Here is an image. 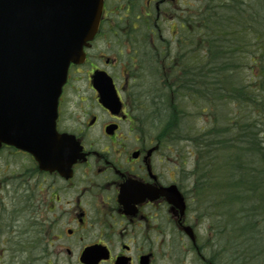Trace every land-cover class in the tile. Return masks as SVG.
Masks as SVG:
<instances>
[{"label": "flooded vegetation", "instance_id": "af4514ba", "mask_svg": "<svg viewBox=\"0 0 264 264\" xmlns=\"http://www.w3.org/2000/svg\"><path fill=\"white\" fill-rule=\"evenodd\" d=\"M204 1L104 0L101 29L84 64L71 67L59 101L57 130L74 137L78 156L65 167V177L40 171L27 153L1 149V190L14 200L10 233L24 239L20 215L34 216L35 235L28 247L39 262L210 264L199 248L202 222L190 214L195 182L188 178L181 144L166 142L158 129L147 132L128 94L136 84L131 73L129 78L131 69H167L175 52L180 60V27H186L189 14L195 67L197 5ZM101 71L112 77L121 99L118 114L102 103L93 77ZM83 81L91 95L78 88ZM155 81L160 86L180 83L162 77ZM167 192H180L188 208L181 212L168 203ZM189 234L198 239L193 242Z\"/></svg>", "mask_w": 264, "mask_h": 264}, {"label": "trees", "instance_id": "16d2710c", "mask_svg": "<svg viewBox=\"0 0 264 264\" xmlns=\"http://www.w3.org/2000/svg\"><path fill=\"white\" fill-rule=\"evenodd\" d=\"M214 13L209 6L198 20V34L212 51L198 53L191 67V36L183 37L188 43H182V81L155 87V114L168 123V135L190 144L196 199L205 205L228 258L264 264V42L261 52L249 53L252 42L239 26L245 25L244 15L228 28ZM259 62L257 74L252 65ZM194 111L196 122L189 127ZM204 117L207 122L198 125Z\"/></svg>", "mask_w": 264, "mask_h": 264}, {"label": "water", "instance_id": "95a60500", "mask_svg": "<svg viewBox=\"0 0 264 264\" xmlns=\"http://www.w3.org/2000/svg\"><path fill=\"white\" fill-rule=\"evenodd\" d=\"M102 1L0 0V146L8 143L32 153L43 169L63 173L62 145L69 137L58 136L54 128L58 100L70 65L83 61L84 47L99 29ZM108 80L104 104L115 110L117 97ZM42 103L48 132L30 125L20 132L18 115L37 118L42 114L32 104Z\"/></svg>", "mask_w": 264, "mask_h": 264}, {"label": "rangeland", "instance_id": "374dc122", "mask_svg": "<svg viewBox=\"0 0 264 264\" xmlns=\"http://www.w3.org/2000/svg\"><path fill=\"white\" fill-rule=\"evenodd\" d=\"M188 1V0H187ZM192 1V0H190ZM209 2V0H205L203 3H199L198 6V10L201 8V6H204V4H206V2ZM192 5H194L193 3H191ZM215 8V17H216V21L219 22L221 25H224L225 27L230 28L231 26L234 25L235 22H243V18L240 12H244V18L246 19L245 25L244 23L239 24L240 26V30L242 28V26H244V28L246 27V30L242 29V32L246 34V31L248 32V37L250 42H252V47L248 50L249 53L252 54H256L262 51V46H263V42H264V0H238L236 3H233L232 1H222V4H220V2H217L215 0H213V3H211V8ZM235 8V9H234ZM183 9H185V7H183ZM208 12V11H207ZM206 12V13H207ZM205 13V14H206ZM239 15L240 18H238L237 20H231V16H237ZM257 17H259V23L257 21ZM197 18H202L201 16H197ZM254 30H257L256 34L254 35L253 33L255 32ZM258 37V38H257ZM257 38V39H256ZM197 48H202L204 47L205 43L203 38L198 35L197 38ZM227 54V53H226ZM132 55V54H131ZM129 55V56H131ZM228 58V57H227ZM258 60V57H257ZM123 64V63H122ZM122 64L117 65L116 67H118L121 70ZM178 65V71L180 72L181 76H182V69L180 68L179 64ZM253 68L256 67L257 70V74H259V69L258 67H262L261 62H259L258 66L257 64L252 65ZM170 68H172V65L170 66ZM139 70L138 66L136 68H133L130 70L129 72V78H130V73H136ZM246 70V69H245ZM248 73H246V76H249L252 72L251 69H247ZM111 72H113V70H110ZM119 71V70H117ZM178 73V72H177ZM134 75L131 74V77H133ZM131 79V78H130ZM245 83H251L250 79H244ZM152 87L154 86H148V87H140L138 88L139 92H140V96L143 95V97H147V94L149 95V93L152 95L154 89H152ZM78 88L83 91V93L86 94H90L87 91L85 82L83 81L82 83H80L78 85ZM157 94V92L155 93V95ZM91 95V94H90ZM149 97L151 98V96L149 95ZM134 99H139L140 101L142 100V97H135ZM154 102H158V100L154 101ZM147 113H139V116L141 117V119L144 121V126H145V130L147 132H149L150 134H156V130L160 128L159 124H152V121H150V119H148V121H146L147 118H150V111H146ZM207 117L203 118V121H198V125L203 126L204 123L207 122ZM168 122V121H167ZM167 125H161L163 128H167ZM153 130H155V132L153 133ZM149 135V134H148ZM183 145H186L189 147V145L187 144V142L182 143ZM182 146V145H181ZM2 159V157L0 156V160ZM192 162V160H191ZM0 166H1V162H0ZM190 195V194H189ZM196 194L193 193L192 196L190 197V202H189V208H190V214L193 215L195 217V219L198 222H202L203 218L200 214V211H197L194 208H199L200 210H202V212L205 214L206 209H205V205L200 202L197 203V200L195 201L196 198ZM14 206V200H5L4 196L2 194H0V227H3V222L8 221L9 216L11 213L7 212L5 209H8L10 206ZM210 212H212V210H210ZM4 216V217H3ZM20 226H21V230L19 232V234L21 235L22 232L24 233H30L35 235V230L31 229V226L29 225V218L28 215L26 216H22L20 215ZM199 228V226H198ZM214 228H215V224L212 223V237L209 239L208 236V227L205 224H202L201 227L199 228V237L202 238L207 242L206 244V250L207 252L205 253V258L206 259H215V263L216 264H240L238 261H234L228 258L227 256V252L223 251V247H222V241H219V235L216 234V236L214 237ZM27 240H30V236H26ZM26 239V238H24ZM26 243L28 241H25ZM18 248H20L21 250H23L22 245H20ZM13 249H14V242L12 243H7L6 241V237L2 236L0 237V264H33L31 262V259H21V254H19L17 256V260L14 258L13 255ZM23 257L26 258V256L24 255Z\"/></svg>", "mask_w": 264, "mask_h": 264}, {"label": "bare ground", "instance_id": "6f19581e", "mask_svg": "<svg viewBox=\"0 0 264 264\" xmlns=\"http://www.w3.org/2000/svg\"><path fill=\"white\" fill-rule=\"evenodd\" d=\"M32 102H36L37 104H39L37 101H32ZM23 121H24V119H23V118H20L19 121H17L16 124H17V125H18V124H22ZM174 135H175V134H174Z\"/></svg>", "mask_w": 264, "mask_h": 264}]
</instances>
